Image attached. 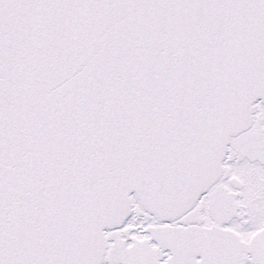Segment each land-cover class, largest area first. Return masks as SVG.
I'll return each mask as SVG.
<instances>
[{"label":"snow or ice","instance_id":"obj_1","mask_svg":"<svg viewBox=\"0 0 264 264\" xmlns=\"http://www.w3.org/2000/svg\"><path fill=\"white\" fill-rule=\"evenodd\" d=\"M0 264H264V0H0Z\"/></svg>","mask_w":264,"mask_h":264}]
</instances>
